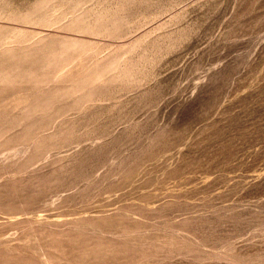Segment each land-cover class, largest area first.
<instances>
[{"label":"rangeland","instance_id":"rangeland-1","mask_svg":"<svg viewBox=\"0 0 264 264\" xmlns=\"http://www.w3.org/2000/svg\"><path fill=\"white\" fill-rule=\"evenodd\" d=\"M0 264H264V0H0Z\"/></svg>","mask_w":264,"mask_h":264}]
</instances>
